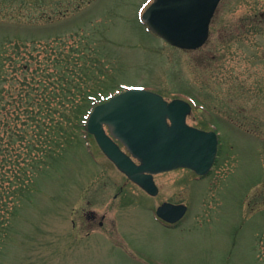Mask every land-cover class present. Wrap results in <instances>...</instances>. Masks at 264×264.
Returning a JSON list of instances; mask_svg holds the SVG:
<instances>
[{
	"label": "rangeland",
	"instance_id": "374dc122",
	"mask_svg": "<svg viewBox=\"0 0 264 264\" xmlns=\"http://www.w3.org/2000/svg\"><path fill=\"white\" fill-rule=\"evenodd\" d=\"M152 1L0 0V159L33 176L31 200H17L0 231V264H264V0H222L198 50L147 30ZM59 79L70 93L63 144L35 169L28 146L55 139L36 136L26 108L60 107L49 95ZM137 87L191 102L188 123L219 133L210 175L161 174L150 198L85 133L99 101ZM165 200L189 207L177 229L156 217Z\"/></svg>",
	"mask_w": 264,
	"mask_h": 264
},
{
	"label": "water",
	"instance_id": "95a60500",
	"mask_svg": "<svg viewBox=\"0 0 264 264\" xmlns=\"http://www.w3.org/2000/svg\"><path fill=\"white\" fill-rule=\"evenodd\" d=\"M220 1L154 0L143 14V21L168 44L198 49L208 39L210 23ZM190 112L191 107L184 101L167 102L154 92L131 89L95 107L87 130L122 173L155 195L154 174L187 168L204 176L214 166L218 136L189 126L186 119ZM104 126H108L110 135ZM186 210L185 206L164 204L157 214L175 223Z\"/></svg>",
	"mask_w": 264,
	"mask_h": 264
},
{
	"label": "trees",
	"instance_id": "16d2710c",
	"mask_svg": "<svg viewBox=\"0 0 264 264\" xmlns=\"http://www.w3.org/2000/svg\"><path fill=\"white\" fill-rule=\"evenodd\" d=\"M41 85H43V82H40ZM46 89H48V86H46ZM36 89H29L27 91L26 89H21L19 102L23 104V100H26V104H29L31 99L34 98L32 95L34 94V91ZM54 94H49L51 96L59 98V104L60 107L52 109V107L45 108L41 107L39 109H35L34 106L27 109V118L25 121V124H27L29 121L33 122L34 125L39 128V132H37L36 136H46V137H54L55 141L51 144H45V143H30V145L27 148V154L32 152V155L29 156L31 159V164L36 167L38 164V158H42L43 161L50 160V161H57L53 160V155L56 153V148H58L62 142L60 143L58 140V137H62V131L64 129V123L68 120V113L70 111L69 109V84H62V80L59 79V91L56 93L53 91ZM46 91L41 95H45ZM23 95V96H22ZM94 99V98H92ZM91 99H89V102L91 104ZM71 102V101H70ZM17 103V102H14ZM50 103V102H49ZM95 102L92 101L91 105H94ZM10 105V103H9ZM62 105V107H61ZM11 106V105H10ZM90 109V108H89ZM87 112H85L86 114ZM8 123L5 124L4 128H6L9 132V130L12 128L11 123H9L11 117L13 119V116L11 113H8ZM63 121V122H62ZM31 142H33L31 140ZM7 148V153L9 152V148L11 147L10 143L5 145ZM1 147H3V144L0 142V151ZM55 147V148H54ZM6 159H0V231L4 229L6 230L8 219L11 217V215L14 214L16 210L15 202L17 200H31L30 199V193L31 190L29 185L33 183V176H30L31 174L28 171L26 173V179L22 180L21 178V169L17 165V169H13L10 171L5 172L4 169L8 167L9 161L12 159L11 156L7 155ZM19 160V158H18ZM25 159L23 163H25ZM7 162V163H6ZM42 163V162H41ZM35 169L33 171H35Z\"/></svg>",
	"mask_w": 264,
	"mask_h": 264
},
{
	"label": "flooded vegetation",
	"instance_id": "af4514ba",
	"mask_svg": "<svg viewBox=\"0 0 264 264\" xmlns=\"http://www.w3.org/2000/svg\"><path fill=\"white\" fill-rule=\"evenodd\" d=\"M262 17H263V19H264V13L261 15ZM122 146V145H121ZM122 148H123V146H122ZM165 174V173H164ZM123 175V174H122ZM161 175V174H160ZM124 176V175H123ZM157 176H159V175H156L155 177H154V179L157 177ZM126 177V176H125ZM126 179H127V181L131 184V185H133V186H135L136 188H138L140 191H142V193H144L146 196H148V197H150V198H157V197H159L160 195H161V192H162V189H160V187L157 185V191H156V193H155V195H153V196H151L150 194H148L146 191H144L142 188H140L139 186H137L136 184H134V183H132L127 177H126ZM156 181V180H155ZM157 184V183H156ZM119 194H124V195H126V192H125V189L124 188H121V190H120V192H119ZM118 198V195H115V199H117ZM165 203H172V204H185V205H187L186 203H184V202H174V201H172V200H165V201H162L161 203H159L158 205H157V209L158 208H160L163 204H165ZM188 206V205H187ZM157 209H156V211H157ZM87 218L88 219H94L95 218V215L94 214H88L87 215ZM157 219L159 220V221H161V223L165 226V227H167V228H169V229H177V228H179L180 226H181V224H182V222H183V220L181 221V222H178V223H176V224H169V223H166V222H164L163 220H161V219H159L158 217H157ZM103 222H101L100 223V225L101 226H103Z\"/></svg>",
	"mask_w": 264,
	"mask_h": 264
}]
</instances>
